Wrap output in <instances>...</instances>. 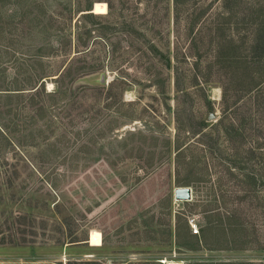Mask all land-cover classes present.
Listing matches in <instances>:
<instances>
[{
    "label": "rangeland",
    "instance_id": "374dc122",
    "mask_svg": "<svg viewBox=\"0 0 264 264\" xmlns=\"http://www.w3.org/2000/svg\"><path fill=\"white\" fill-rule=\"evenodd\" d=\"M263 10L0 0V264H264V61L254 89L247 69ZM137 29L186 81L211 85L177 99ZM101 72L104 87L80 82ZM117 80L129 89L108 96ZM178 188L191 201H175Z\"/></svg>",
    "mask_w": 264,
    "mask_h": 264
},
{
    "label": "trees",
    "instance_id": "16d2710c",
    "mask_svg": "<svg viewBox=\"0 0 264 264\" xmlns=\"http://www.w3.org/2000/svg\"><path fill=\"white\" fill-rule=\"evenodd\" d=\"M181 1H185V0H173V6H175V9L178 6V4L181 3ZM262 13H263V18H264V10L262 11ZM96 18L97 17L91 16V15H84L83 16V19L87 20V22H90V21H92V20H94ZM261 22L264 24V19L261 20ZM102 30H106V31L112 32V34H117L118 33L117 30L110 29L109 26H107L106 28L103 27ZM89 32H87V34H83V35L87 36L89 34L91 35V33H94V32H91V33H89ZM134 33H135L134 36H135L136 40L140 44H141V41L143 40V45H145L147 47V51L149 53H151V55L153 56V58L155 60H159V62L161 63V66L163 67V69L166 72H168V74H172V76H173V88H174V92L177 94V96H176L177 99L180 98V97L187 98L189 96L190 90L193 89V88L202 89L203 91H205L207 89V87L211 85V83L208 82V81L199 82L196 79H194L192 81H186V79L184 78V72L180 68L178 62L175 63L176 62L175 61L176 58L174 56V52H173V59H172L171 52L169 50H166L164 52V51H162L161 49L158 48V46L155 44L154 41H152V40L146 41L148 38L145 40L146 36H144V32H141V30L137 29L136 32H134ZM99 34H100V32H99ZM56 35H58V34H56ZM99 39L103 42V44L105 45L106 48H109V44L106 43L104 38L101 37ZM252 39L253 40H252L251 47H250V52H249L250 55H251V60L248 62L249 65L247 66V69L250 70V79H249L250 89H254L257 86L256 82H258V81H256L257 79L255 78L254 69H255V67H257L258 64H261L264 61V30H263L261 35L254 33ZM68 46H69V43L65 42L64 45H62L60 47V53H63V51H64V55L66 56V59H67V56H68L67 52H68V50L70 48ZM77 53L78 54L81 53V55H84V54H82L84 52H77ZM121 72H123V71H121ZM61 74H59V76L55 79V81L60 78ZM94 74L95 73H93V75ZM42 79L43 78H40L39 80L41 81ZM123 85H124V87H123ZM125 85H126V83H124L122 81H118V80L117 81H113L111 83V85L109 86V89H107L108 96H112L114 90H117L119 92L120 96H121L123 92H125L126 90L129 89V87H126ZM41 87L43 88V84H41L40 87L37 88L34 91V93L38 92ZM250 91H252V90H250ZM223 93H224V91H223ZM225 100H226V96H225V94H223L222 104H224ZM205 128H206V124L202 120H199L198 129L199 130H203ZM241 170H243V169L239 168V171H241ZM189 185L190 184L188 182L187 185H181L180 187H190ZM54 206L57 207V208L59 207L58 204H56ZM218 223L219 224H217V225L220 228V225H221L222 222L219 221ZM57 232L59 234H62L61 229H58ZM221 232L225 236V234L223 233L224 231H221ZM71 236H72V234H69V237H71ZM64 240L65 239H61V240L57 239L56 242L59 245H63V241ZM61 241H62V243H61ZM83 241L84 240H79L77 237L76 238L72 237L68 243L69 244H79V243H81ZM22 243H23L22 244L23 246L28 244L26 241H23ZM241 250L242 249H240V251ZM66 264H99V263L92 262V261L91 262L90 261H84V262L67 261ZM217 264H242V263L241 262L240 263H223V262H220V263H217Z\"/></svg>",
    "mask_w": 264,
    "mask_h": 264
},
{
    "label": "water",
    "instance_id": "95a60500",
    "mask_svg": "<svg viewBox=\"0 0 264 264\" xmlns=\"http://www.w3.org/2000/svg\"><path fill=\"white\" fill-rule=\"evenodd\" d=\"M90 86L104 87L107 84V76L104 72L93 76H86L80 80ZM174 200L177 202L191 201V190L189 188H178L174 190Z\"/></svg>",
    "mask_w": 264,
    "mask_h": 264
},
{
    "label": "built area",
    "instance_id": "2783aa9c",
    "mask_svg": "<svg viewBox=\"0 0 264 264\" xmlns=\"http://www.w3.org/2000/svg\"><path fill=\"white\" fill-rule=\"evenodd\" d=\"M188 225H189L190 230L193 233V235H197L198 234V231L196 229V226L194 225V222L193 221H189L188 222ZM164 262H166V261H161L160 264H165Z\"/></svg>",
    "mask_w": 264,
    "mask_h": 264
},
{
    "label": "bare ground",
    "instance_id": "6f19581e",
    "mask_svg": "<svg viewBox=\"0 0 264 264\" xmlns=\"http://www.w3.org/2000/svg\"><path fill=\"white\" fill-rule=\"evenodd\" d=\"M165 264L167 263V262H164ZM169 264H171V263H169Z\"/></svg>",
    "mask_w": 264,
    "mask_h": 264
}]
</instances>
